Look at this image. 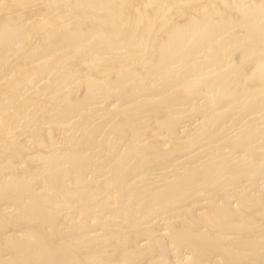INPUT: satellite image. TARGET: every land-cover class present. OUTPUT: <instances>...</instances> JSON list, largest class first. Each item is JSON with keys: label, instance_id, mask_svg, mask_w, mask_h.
<instances>
[{"label": "bare ground", "instance_id": "1", "mask_svg": "<svg viewBox=\"0 0 264 264\" xmlns=\"http://www.w3.org/2000/svg\"><path fill=\"white\" fill-rule=\"evenodd\" d=\"M0 264H264V0H0Z\"/></svg>", "mask_w": 264, "mask_h": 264}]
</instances>
